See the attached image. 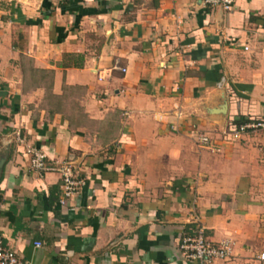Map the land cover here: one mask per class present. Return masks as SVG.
Wrapping results in <instances>:
<instances>
[{
    "label": "crops",
    "instance_id": "obj_1",
    "mask_svg": "<svg viewBox=\"0 0 264 264\" xmlns=\"http://www.w3.org/2000/svg\"><path fill=\"white\" fill-rule=\"evenodd\" d=\"M257 122L264 0H0V240L24 264H189L194 218L233 243L216 264H264V130L233 137Z\"/></svg>",
    "mask_w": 264,
    "mask_h": 264
},
{
    "label": "built area",
    "instance_id": "obj_2",
    "mask_svg": "<svg viewBox=\"0 0 264 264\" xmlns=\"http://www.w3.org/2000/svg\"><path fill=\"white\" fill-rule=\"evenodd\" d=\"M237 0H200L201 6L206 9L221 8L225 12L232 11ZM119 71L126 73V69L117 67ZM99 81H104L100 77ZM179 112V110H178ZM182 113L179 112L180 118ZM264 130V123H245L233 134L234 139H240L244 134L251 131ZM18 141L24 143L21 134L17 135ZM202 145H209L210 139L203 137L200 139ZM264 153V147H263ZM27 157L31 171L44 175L50 171H55L61 176L62 198L61 204H65L71 198L79 195L85 186V181L80 178L72 162H61L56 167L48 164V154L35 147H27ZM194 231L192 234L183 236L179 250L182 257L189 264H216L219 261H227L233 255V243L229 240L219 244L213 243L206 235V229L200 225L197 218H194ZM264 261V254L260 256ZM0 264H24L22 259L11 249L5 247L0 240Z\"/></svg>",
    "mask_w": 264,
    "mask_h": 264
}]
</instances>
